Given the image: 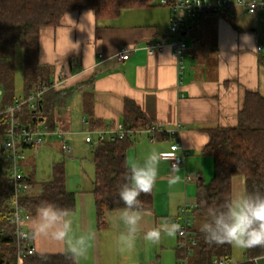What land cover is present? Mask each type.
<instances>
[{"label":"crops","instance_id":"obj_1","mask_svg":"<svg viewBox=\"0 0 264 264\" xmlns=\"http://www.w3.org/2000/svg\"><path fill=\"white\" fill-rule=\"evenodd\" d=\"M170 23L169 8L155 0L150 6L124 9L115 18L97 19L90 9L70 11L59 25L40 30V64L50 67L53 83L61 74L68 75L43 96L54 106L55 128L66 133L72 148L77 136L124 123L136 113L166 130L180 125L179 135L162 134L155 142L147 135L131 138L128 164H142L152 152L162 154L153 186L154 205L141 210L140 232L131 251H122L119 243L120 234L126 231L119 218L123 208L108 210L99 219L95 180L89 189L73 191L67 183V191L74 196L68 217L70 237H90L86 256L75 259L76 264H165L164 252L172 253L174 264H180L184 254L178 233L174 238L162 234L159 244L146 242L144 233L165 221L176 223L184 203H197V180L212 178L214 171L212 157L203 153L209 129L237 126L246 94L259 92L264 96V12L251 15L238 8L234 14L206 13L192 21L183 35L187 53L181 76L170 46L152 52L145 48L148 43L169 40ZM260 45L262 51L258 50ZM124 46L135 48L128 60L117 57ZM23 95L14 99L18 101ZM0 96L2 105V90ZM39 121L40 128H46L47 116ZM176 140L188 152L184 167L173 168L169 159L170 146ZM88 145L93 148L95 143ZM42 149L53 154L51 175L44 179L37 167V154ZM25 151L24 173L33 182L29 193L41 191V184L53 179L56 163L65 166L75 156L74 148L68 154L58 137H48L42 146ZM92 158L94 163L93 151ZM173 176L180 180L170 184ZM237 193H244L240 176L233 179V195ZM34 215L26 222L30 235ZM33 241L36 253L68 254L63 242L42 237Z\"/></svg>","mask_w":264,"mask_h":264},{"label":"trees","instance_id":"obj_2","mask_svg":"<svg viewBox=\"0 0 264 264\" xmlns=\"http://www.w3.org/2000/svg\"><path fill=\"white\" fill-rule=\"evenodd\" d=\"M155 0H0V90L3 91L2 106L15 104L14 68L16 48L23 51L24 57V95L26 99L33 90L53 87L51 69L39 62V36L44 27H55L62 17L70 11L93 10L97 19L118 17L124 9L150 6ZM44 94V96H45ZM41 100L37 110L25 105L18 114L22 124L40 127L39 114L47 116L45 126L55 129L53 105ZM19 101V100H18ZM131 127H143L153 123L144 115L136 113L125 122ZM92 126H95V122ZM6 118H0V138L4 135ZM209 141L203 153L212 157L213 177L209 180H197V203L192 209L191 230L196 244L190 249L189 264H212L215 258L232 255L229 244L216 245L205 242L199 231L206 219L209 207L221 208L233 196V179L236 176L244 180V193L264 194V96L259 92H248L238 113V124L229 128L209 129ZM162 135V134H160ZM132 145L131 138L114 141L96 142L93 157L96 167L94 196L97 215L102 219L108 210L124 208L119 197L120 186L126 182L128 173L126 152ZM32 148L28 146H23ZM26 180L33 186L28 177ZM30 191V190H29ZM14 185L8 174V161L5 151L0 150V251L4 252L3 264H17V245L15 224L12 220L11 200ZM141 210H150L154 205V189L150 194H141ZM52 203L59 208L73 209L74 196L67 191V175L63 163L54 165L53 179L41 184V191L26 193L20 199L31 216L37 206ZM264 252L255 248L245 250L246 261ZM24 264H76L70 254L34 253L25 258Z\"/></svg>","mask_w":264,"mask_h":264},{"label":"built area","instance_id":"obj_3","mask_svg":"<svg viewBox=\"0 0 264 264\" xmlns=\"http://www.w3.org/2000/svg\"><path fill=\"white\" fill-rule=\"evenodd\" d=\"M160 4L169 8L171 12V23L169 27V40L163 39L155 44L148 43L145 48L152 52L154 49L162 50L165 46L172 48L173 56L177 62L178 73L181 74L186 68L185 58L187 53V44L184 40V32L188 25L206 13L212 14H234L238 8H242L247 14H259L264 12V0H160ZM134 47H122L117 57L120 60H128L134 51ZM259 51L263 50V46L258 47ZM68 78L67 74H61L54 85H58ZM49 87L38 88L26 98L17 101L13 105H0V118H6V127L4 135L0 138V150L5 151L8 161L9 178L14 185V194L11 200L13 207L12 220L15 224V237L17 245V264H24L25 258L36 253V246L33 238L26 229V222L30 215L26 209L20 205V199L31 189L30 183L26 180L24 173V161L27 158L26 151L23 146L38 148L45 144L48 137H58L62 140V147L68 153L73 152L72 146L67 142L66 133L55 128L53 130L36 128L32 125L22 124L18 119V114L25 105H29L31 109L37 110L41 107V100L44 93ZM43 115L39 114L38 118ZM180 125L177 128L166 130L156 123H150L143 127H131L125 123H119L116 126H109L98 131H89L85 140L88 144H94L100 141H114L117 139L134 138L136 136L147 135L153 142L158 140L160 134L177 136L180 132ZM171 152L168 154L173 168L185 166L188 152L185 150L180 141H174L170 146ZM196 203L187 201L182 207L180 214L175 218L179 223L183 235L179 234V245L183 250L182 264H189L188 256L190 249L196 244L194 234L191 230L192 225V209ZM23 221V223H18ZM25 233L22 238L20 233ZM245 259L244 261H246ZM235 262L231 256L215 258L212 264H240Z\"/></svg>","mask_w":264,"mask_h":264},{"label":"clouds","instance_id":"obj_4","mask_svg":"<svg viewBox=\"0 0 264 264\" xmlns=\"http://www.w3.org/2000/svg\"><path fill=\"white\" fill-rule=\"evenodd\" d=\"M250 39V38H245ZM162 154L152 152L142 164H127L126 182L120 186L119 197L125 207L120 210V220L126 231L119 236L121 250L131 251L134 248L137 234L140 232L143 202L141 194H150L158 178V165ZM178 176L169 178L170 184L179 182ZM69 211L52 203H43L36 208L30 221L31 237L49 238L67 245V253L75 259L86 256L88 250V235L70 237L71 221ZM18 223H23L19 221ZM199 231L204 235L206 243L223 245L250 250L264 249V194L237 193L231 196L221 208L209 207L205 221ZM177 233L183 235L179 223L165 221L158 227H153L144 233V240L151 244H159L162 234L174 238ZM20 236L25 237L21 232ZM251 264H260L264 260V252L251 257Z\"/></svg>","mask_w":264,"mask_h":264},{"label":"rangeland","instance_id":"obj_5","mask_svg":"<svg viewBox=\"0 0 264 264\" xmlns=\"http://www.w3.org/2000/svg\"><path fill=\"white\" fill-rule=\"evenodd\" d=\"M14 86H15V95L20 96L24 94V57L22 50L16 48V59H15V68H14ZM3 97L0 96V103ZM85 134L77 136L75 145L73 144L75 156L74 159H68L65 163L67 171V183L68 190L73 191L78 187L83 189H89L93 185L95 180V166L92 158V146L88 145L85 141ZM30 155V154H29ZM58 155V154H57ZM53 154L41 150L37 154V167L38 174L42 179L49 177L51 175L50 166L53 161ZM214 172V171H213ZM212 172V177H213ZM211 177V176H209ZM206 181H209L211 178H205ZM192 182L190 181V184ZM192 188H190L189 194L191 195ZM185 204V203H184ZM183 204V206H184ZM163 253L165 264H174L172 261V253ZM231 258L235 262H243L245 260V249H240L232 246V255ZM264 260L260 261V264H263ZM183 260H180L182 264Z\"/></svg>","mask_w":264,"mask_h":264},{"label":"water","instance_id":"obj_6","mask_svg":"<svg viewBox=\"0 0 264 264\" xmlns=\"http://www.w3.org/2000/svg\"><path fill=\"white\" fill-rule=\"evenodd\" d=\"M4 263V252L0 251V264Z\"/></svg>","mask_w":264,"mask_h":264}]
</instances>
